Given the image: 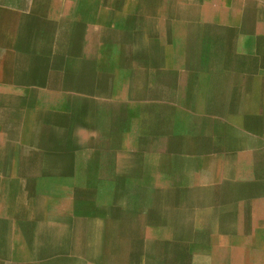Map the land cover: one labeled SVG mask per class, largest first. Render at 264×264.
<instances>
[{
	"label": "crops",
	"instance_id": "1",
	"mask_svg": "<svg viewBox=\"0 0 264 264\" xmlns=\"http://www.w3.org/2000/svg\"><path fill=\"white\" fill-rule=\"evenodd\" d=\"M262 120L264 0H0V264H264Z\"/></svg>",
	"mask_w": 264,
	"mask_h": 264
},
{
	"label": "rangeland",
	"instance_id": "2",
	"mask_svg": "<svg viewBox=\"0 0 264 264\" xmlns=\"http://www.w3.org/2000/svg\"><path fill=\"white\" fill-rule=\"evenodd\" d=\"M262 131L263 142L261 146L256 145L253 149L258 151L246 154L248 157L243 159L242 163H233L230 161V156L227 155L226 164H210L209 176L211 183L209 189L211 193L224 192L227 197L232 199L240 198L245 205L242 206L240 219L242 220V231L248 232L250 226V219L252 214H249L250 204L256 202L259 205L264 204V120L259 122ZM252 156V157H250ZM214 177L224 178V183L215 184ZM258 200V201H257ZM249 205V206H248ZM245 226V227H244ZM256 231L258 229H255ZM254 231L253 233H255ZM243 252L249 253L260 252L256 250L251 243L246 242ZM252 257V256H251ZM253 258V257H252ZM245 257L241 258L242 264L245 263Z\"/></svg>",
	"mask_w": 264,
	"mask_h": 264
}]
</instances>
